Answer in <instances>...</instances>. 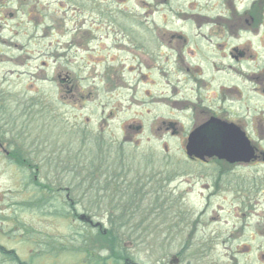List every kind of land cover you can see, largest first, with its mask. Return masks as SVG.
<instances>
[{
	"label": "rangeland",
	"instance_id": "obj_1",
	"mask_svg": "<svg viewBox=\"0 0 264 264\" xmlns=\"http://www.w3.org/2000/svg\"><path fill=\"white\" fill-rule=\"evenodd\" d=\"M159 1L0 0V142L21 153L15 162L0 150V246L14 250L21 261L96 264L111 254L105 249L106 233L111 232L129 263L264 264V241L251 239L248 232L237 241L214 239L234 224L240 229L248 219L237 218L227 205L216 211L218 202L201 189L203 180L189 190L185 181L190 177L178 173L157 192H141L151 186L142 168L149 157L157 172L185 170L182 161L174 163L183 155L179 145L171 144L166 152L143 140L123 142L113 122L100 145V137L89 129L99 124L101 115L89 121L90 110H78L75 121L69 102L57 93V69L69 71L64 45L72 28L129 26L130 17L142 13L145 3ZM119 153L129 162L120 173L123 190L103 199L106 176L100 171L110 170L108 163ZM166 154L173 157L170 163H163ZM19 156L23 162H17ZM180 177L186 180L181 183ZM161 179L165 177L155 174L157 184ZM71 201L77 202L76 210ZM257 213L253 223L262 210ZM49 242L54 246L46 252ZM63 243L74 251L53 250ZM245 244L248 251L232 256L235 247ZM87 248L89 252L81 251ZM10 261L0 251V264Z\"/></svg>",
	"mask_w": 264,
	"mask_h": 264
},
{
	"label": "flooded vegetation",
	"instance_id": "obj_2",
	"mask_svg": "<svg viewBox=\"0 0 264 264\" xmlns=\"http://www.w3.org/2000/svg\"><path fill=\"white\" fill-rule=\"evenodd\" d=\"M153 5L145 3L142 13L130 17L129 26L72 28L64 45L69 71L57 69V93L69 102L75 121L78 110L88 108L89 121L101 115L99 124L89 129L100 137L96 138L100 145L113 122L123 142L143 140L166 152L171 144L183 149L174 161L185 165L181 172H157L154 158L149 157L142 168L147 171L143 179L151 186L141 187V192H157L168 179L174 182L178 173L190 177H180L189 190L203 180L201 189L218 202L216 211L227 205L237 218L248 219L240 229L234 224L233 230L227 227L214 239L237 241L248 232L251 239L262 242L264 0H160ZM56 44L62 46L60 41ZM195 145L223 149L213 155L190 154ZM5 146L0 142V150L16 162L21 153ZM170 156L166 154L163 163H170ZM128 165L119 153L108 163L110 170L100 171L106 176L101 183V190H106L103 199L121 194L120 173ZM155 174L165 179L157 184ZM76 203L71 201L74 210ZM258 210L262 215L253 223ZM246 251L247 244L231 253Z\"/></svg>",
	"mask_w": 264,
	"mask_h": 264
},
{
	"label": "trees",
	"instance_id": "obj_3",
	"mask_svg": "<svg viewBox=\"0 0 264 264\" xmlns=\"http://www.w3.org/2000/svg\"><path fill=\"white\" fill-rule=\"evenodd\" d=\"M21 157H17V162H23L21 159ZM101 233V232H100ZM103 233V231H102ZM104 234V233H103ZM103 234H101V236H104ZM107 236H105L106 238V243H105V249H108L111 254L108 256L107 259H111L112 260V264H140V263H129L130 258L128 259L127 255L125 253L122 252L123 248L121 246H119V242L116 240L115 235L111 234V232H107L106 233ZM82 238L84 239V235L82 234ZM116 240V241H115ZM86 242H88L87 238L85 239ZM64 246H59L53 250H55L56 252H71L74 251L72 250L68 245L66 246L65 243H63ZM47 249L45 250L46 252L49 251L51 246H54V244H51V242L48 243V245L46 244ZM0 251H2V253H4L8 259H10L12 264H32V262H24L21 261L17 254L15 253L14 250H7L5 249L3 246H0ZM84 252H89V248H87L86 250H81ZM107 259H102L101 262H97L96 264H108L107 263Z\"/></svg>",
	"mask_w": 264,
	"mask_h": 264
},
{
	"label": "water",
	"instance_id": "obj_4",
	"mask_svg": "<svg viewBox=\"0 0 264 264\" xmlns=\"http://www.w3.org/2000/svg\"><path fill=\"white\" fill-rule=\"evenodd\" d=\"M189 153L196 155H213L218 154L223 149L221 146H191Z\"/></svg>",
	"mask_w": 264,
	"mask_h": 264
},
{
	"label": "bare ground",
	"instance_id": "obj_5",
	"mask_svg": "<svg viewBox=\"0 0 264 264\" xmlns=\"http://www.w3.org/2000/svg\"><path fill=\"white\" fill-rule=\"evenodd\" d=\"M16 253V252H15Z\"/></svg>",
	"mask_w": 264,
	"mask_h": 264
}]
</instances>
